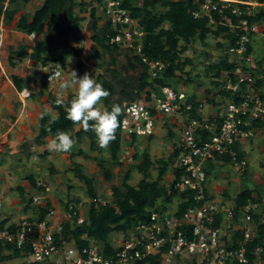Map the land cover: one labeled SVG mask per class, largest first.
I'll return each instance as SVG.
<instances>
[{"label": "built area", "instance_id": "1", "mask_svg": "<svg viewBox=\"0 0 264 264\" xmlns=\"http://www.w3.org/2000/svg\"><path fill=\"white\" fill-rule=\"evenodd\" d=\"M101 5L102 14L114 32L106 36V42L129 51L133 61L137 56L146 65L149 77V85L137 99L122 104L120 137L131 138L130 142L150 138L156 127L164 124L162 118H174L171 124L177 132V140L173 149L177 152L171 165V181L166 187L172 199L164 208H150L145 220L124 232L119 243L112 244L109 256L95 242L80 248L73 241L62 240L64 223L74 227L87 221L88 209L73 199H65L62 205H51L43 220L27 217L5 224L0 228V245L9 244L19 250L27 263L153 264L154 260L159 264H264V237L248 249V245L259 238V224L253 218L256 203L226 204L212 196L208 184L210 163L228 157L236 169L247 167V160L238 159L233 147L237 144L240 151L242 142L254 134L249 127L252 121L264 116V76L259 74L261 85L257 86L248 69L255 68L256 64L252 65L251 53L246 54L257 26L243 17L251 15L255 8L264 9V3L205 0L199 7L202 13H198L199 9L193 12L195 17L212 19V11H216L220 15L217 24L227 26L234 37L233 44L227 47L233 69L223 72L225 76L218 84L220 90L228 91L231 97L225 98L219 93L225 101L208 117H202V104L195 100L196 94L174 87L170 79L164 77L165 61L150 60L142 53L145 31L122 2L104 0ZM228 10L236 20L225 13ZM60 75V68L54 67L48 78L52 80ZM159 77L161 84L155 82ZM193 109L201 119L192 116ZM205 133L207 138H204ZM37 188L42 192L31 196L30 205L34 207L49 201L50 187L38 183ZM110 203V198L89 200V205L95 206ZM182 205L184 209L180 211ZM10 252L3 250L5 254Z\"/></svg>", "mask_w": 264, "mask_h": 264}, {"label": "trees", "instance_id": "2", "mask_svg": "<svg viewBox=\"0 0 264 264\" xmlns=\"http://www.w3.org/2000/svg\"><path fill=\"white\" fill-rule=\"evenodd\" d=\"M30 0H0V21L4 24H10L18 11L19 4H25ZM93 3L100 6L104 0H91ZM122 6L127 8L131 16L136 18L141 28L145 31V35L142 42V53L150 60L153 61H165L167 62V68L164 72V77L168 79L175 78L177 71H183L185 65L191 64L190 59L181 60L182 54L187 50V46L192 40L197 39L201 43L205 44V40L208 35L215 38L219 36L221 31H224V38H226L228 44L223 46L222 43L218 45L224 48V55H222L219 64L215 65L216 68L215 77H219L223 72H230L233 69V63L228 61L227 47L232 45L234 37L229 33V28L217 24L214 28L212 24H209V18L206 16L195 17L193 12L197 9L195 0H120ZM202 1V0H199ZM260 3H264V0H257ZM6 3V4H5ZM84 2L79 4L80 10H85L82 6ZM76 0H44L41 8L37 9L35 13L29 18L26 14L19 16L15 23V28L25 32L28 35L33 34L34 37L42 36L38 40V43L32 48L31 54H27L26 45L20 46V50L17 52L18 56H29L35 62H38L41 66H47L51 62L64 63L67 58L66 55L70 50L69 39L74 32L80 26V17L74 12L76 7ZM157 6L162 10L157 11ZM243 7V6H241ZM97 8L92 4L89 10V22L88 27L92 30L91 40L98 47L103 49L110 55L112 62H115L114 53L118 50L116 46H111L106 42V36L113 34L109 22H105L102 27H98L97 21ZM229 16H232L233 20H236L230 11H225ZM212 19L218 23L220 21V15L216 11H212ZM248 19L250 24L258 23L264 25V9H258V11L249 16H243ZM62 19V22H60ZM164 23L169 24L168 28L163 27ZM79 42L80 38H76ZM182 43V44H180ZM56 52L55 58L50 57L52 53ZM73 54L77 57L80 56L81 49L75 48ZM252 52V45H248L246 54ZM131 59V58H130ZM10 60V59H9ZM10 65H13L11 60ZM78 67H82V63L78 61ZM138 65L141 68L140 76L137 79L136 89L128 88L122 79H118V85H121L119 90V97L117 100L111 102V96L114 93L115 86L110 84L104 79L102 74H99L96 78L103 84V87L108 90L109 96L104 98L103 101L107 108H111L114 104L121 106L124 98L126 100H133L138 97V93L143 91L147 85H149V77L146 72V65L141 63L137 56L128 61V66L134 69ZM260 61H257V68H248L251 75L256 80L257 86L261 85L259 76ZM116 72V71H115ZM49 73H45L42 76L43 87H47ZM12 83L18 91L23 89L22 79L17 76H12ZM233 80H236L233 76ZM156 83L161 84L162 79L159 77L155 79ZM187 82V81H186ZM245 85H242L244 87ZM219 93L225 98H229L230 93L226 90H220ZM75 93H70L65 99V105L59 106L55 104L56 95L49 94L48 102L51 108L57 111L59 119L54 123L49 124L50 116H45L43 119L39 118L40 129L36 136V142H41L45 137L50 135L55 137L57 132L64 131L68 133L74 132L75 138L79 141L81 136L88 137L90 141V149L95 150L98 153L102 152L96 142L95 133L90 128L88 131L70 119L67 118V106L70 100L74 97ZM237 101V100H236ZM208 102L215 104L212 100ZM196 106V105H195ZM192 116L201 119V115L197 114L194 109ZM122 112L119 117L121 122ZM79 126V130L75 131V127ZM264 126V122L261 117L253 120L249 126L254 131ZM51 128V132L48 128ZM168 135L172 136L173 133L169 129ZM208 134L205 133L204 138H207ZM238 154V159L243 158L242 151H239L238 145L233 147ZM110 151L111 161L115 164L119 163V152L121 149V137L120 126L116 130V139L110 142L108 145ZM177 150L173 149L167 159H157L152 161L146 156L137 166V170L142 174V177L136 185L129 183L131 178L130 173H126L121 186H112L111 188V203L105 206H95L90 204L87 210V221L84 224L72 227L69 223H64V230L62 233V240L73 241L76 246L84 247L90 242L102 243L104 254L109 256L112 254V243L110 241V234L113 232H126L131 229L138 221L145 220L148 216L150 208L156 207L159 200H162L163 208L172 199V195L167 194V188L161 184V181L168 171V166L173 162L174 156ZM135 157V155H134ZM229 161L228 157H225ZM157 163L158 175L155 180H151V174L149 168L153 163ZM99 168L103 171L104 179H111V172L105 168V164L101 161L98 162ZM80 164H74V173L76 178L84 182L87 188V194L90 198L96 197L93 190V180L91 177L85 175L81 169ZM31 185L37 187L36 180L32 177H28ZM249 201L254 203H261V213L254 214V220L259 224V238L254 240L248 245V249L253 248L261 238L264 237V201L259 198H253L252 190L245 189L235 197V205L243 206ZM26 209L30 207L31 199L26 200ZM51 207V202L48 201L43 206H35L31 220H43L47 215ZM184 209V205L181 206L180 211ZM263 221L261 222V219ZM6 224V220L0 221V228ZM57 238V237H56ZM12 251L8 254L3 253V250ZM252 259L250 253L247 254ZM153 264H159L154 260ZM10 262L6 264H42V263H27L24 262L22 256L16 248H13L9 244L0 245V263Z\"/></svg>", "mask_w": 264, "mask_h": 264}, {"label": "rangeland", "instance_id": "3", "mask_svg": "<svg viewBox=\"0 0 264 264\" xmlns=\"http://www.w3.org/2000/svg\"><path fill=\"white\" fill-rule=\"evenodd\" d=\"M203 1L205 0H195L197 4L196 11L199 9V14L202 13V10L199 7L201 2ZM76 2L77 5L74 8V12L77 16L80 17V26L69 39V44L71 48L66 55L67 60L64 63H48V65L45 66V70L41 69L44 66H40L36 62L35 65H32L34 66L33 68L28 69L30 72L29 74H31L30 77L36 73L39 78L43 74L34 71L35 68H40L41 71L49 73L52 67L58 66L61 70V75L59 76V78H55L52 80L49 79L50 81L48 80L50 83L51 91L54 92V94L58 95V93H60L61 91V86L65 83L67 77L71 74V71H75L78 77L82 76L85 72H87L89 75H92L95 79L99 74H102L105 80L115 86L114 93L111 96V102L114 100L116 101L119 97L118 92L121 87V85H118L117 80L122 79L124 81V84H126L128 88H132L135 90L137 86V79L140 76L141 68L138 65H136L134 69L128 66V61L132 59L131 53L129 51L118 49L114 53L115 62H112L110 55L103 49L98 47L94 42H92L91 36L93 33L92 30L88 27L89 10L92 4L96 6L98 16L97 25L98 27H102L106 22L105 17L102 14L103 6H98V4L93 3L91 0H76ZM81 2H84L82 6L85 8V10H80L79 4ZM17 7L18 11L16 14H18L19 16L22 14H26L30 18L35 13V9L38 7V5L32 3L30 4L31 8L29 7V9L28 6L25 4H19V6ZM157 7V11L161 12L162 8L159 6ZM257 11L258 9L255 8L251 12L255 15ZM31 12L33 13L31 14ZM16 21L17 19L14 18V20L10 24H4L6 27V29L4 30V35H6L5 42L11 43L7 45L3 43L6 48L5 55L3 58H1V60L8 67L10 65L9 61L12 60V58L18 56L17 52L20 50V46L26 45L27 54L29 55L31 54L32 48L38 43V40L42 38V36H39L34 37L31 42L27 41L28 34L15 28ZM60 22H62V19H60ZM209 24H212L214 28L217 26V23L212 21L210 17ZM255 24L257 26V31L251 43V55L253 58L252 65L256 64L255 68H257V61L259 60V74L261 76H264V25L258 23ZM162 26L168 28L169 24L164 23ZM224 34L225 32L221 31L217 38L208 35L205 40V44L201 43L197 39L192 40L191 43L187 46V50L182 54L181 57V60L190 59L191 64L185 65L183 71H177L175 75L176 79L171 81L174 87H178L180 88V90L185 91L186 93L190 92L196 94L195 100L202 104V109L200 111L202 117H208L213 114L215 110L214 108L225 101V99L219 94L220 85L218 86L219 82H221L220 80H222V77L224 78L225 75L224 73H222V75H220L219 77L214 76L216 71V68L214 66L219 64L222 55H224V48L220 47L218 44L222 43L225 47L228 44L226 38H224ZM77 37L80 38L79 42L76 41ZM27 42H29V44L31 45H28ZM77 47L81 49L79 57L75 56L72 52ZM56 56V52L50 55V57L53 58H55ZM78 61L82 63V67H78ZM26 64L31 65L32 62L30 61L29 64L28 62ZM37 75H35V79L34 77H32L34 79L32 80V83L38 80ZM36 86L37 85H35L34 87ZM181 86L183 87L181 88ZM34 90L37 92V89ZM75 91L76 89L74 86L65 88L63 92L64 100L68 97L70 93H75ZM49 93H47V98ZM135 99H137V97ZM208 100H212L213 102H215V105L211 106V103L208 102ZM127 101L132 100H126V98H124L121 103V107L122 104ZM103 105L106 107L104 101ZM173 120L174 118H165L163 126L156 127L155 134L149 142L148 138L146 140L147 142L144 143L142 141L137 142V140L133 142H128L127 140L126 142L128 143L126 144V146H123L125 140L121 138V147L123 146L124 148L123 150L120 149L119 163L117 164L111 161L110 151L108 147L102 148V152L98 153L97 151L90 149V141L88 137L81 136L80 140L78 141L74 136L75 133L72 132V138L80 142L79 148L80 150H84L83 161H80L82 163L84 162V165H80V169L85 175L92 178L93 190L95 192L96 197L111 199L112 186H121L123 178L128 172L131 176L129 183L132 185H136L138 183V181L142 177V174L137 170V166L143 160L144 157L141 148H146V150L147 148L151 149L149 152H144L148 153L152 161H156L160 158L167 159L169 154L172 152L173 146L177 140V132L173 131V136L168 135V129L171 124V121ZM170 129L174 130L173 126L170 127ZM257 132L258 130L255 131V133L248 140H246V142L243 143V150L247 159L246 169L249 170L250 173L242 175V171H235L234 168L229 164L214 166L210 170L209 179L211 183L213 185L223 186L226 188L229 198L225 200L228 203H231L233 201V198L237 194V191L241 189H252L254 198H259L260 196L262 198V201H264V169L262 172V169L260 167V163H264V128L261 132ZM258 144L259 150L257 149ZM35 155L37 156V158L33 157V159L35 158L34 163L36 164L34 166L36 167V169H33L31 165H27L20 173L22 178H27L28 174H34L38 179H41L45 182H49L48 177L54 175L56 182L59 183L58 186L54 187H56L55 190L57 191L59 198H63L61 202H63L66 198L78 200V202H81L82 207L84 209H88L90 197L87 194V188L84 182H82L75 176L74 164L76 162L71 161V156L66 157L70 164L61 166V163L55 164L54 161L46 162V156H43L36 152ZM39 155L42 158H40ZM28 157L29 155L25 152L23 154V158L26 160ZM30 158H28L27 163L30 162ZM99 161L103 162L105 164V168L111 172L110 180L107 181L104 179L103 171L98 166ZM171 165L172 163L169 164L168 171L165 173L161 181V184L165 187H167V185L171 181ZM255 169L257 172L256 174L254 173V175L255 177H257V179H255L258 180V184H255V182L251 181L250 178ZM149 171L151 174V180H155L158 175L157 163L154 162L153 165L149 168ZM238 178H240L241 180L240 184L237 182ZM50 187L54 190L52 186ZM214 195L215 197L222 199L221 195ZM162 203V200H159L156 207L163 208ZM62 204L63 203H60L59 205ZM259 205L260 206H258V208L256 207L255 209L257 213L259 211V208L261 207V203H259ZM123 233L124 232L119 231L111 233V243L114 245L119 243L121 238H123ZM96 244L99 247L103 246V244L99 242ZM6 263L10 262H4L0 264Z\"/></svg>", "mask_w": 264, "mask_h": 264}, {"label": "crops", "instance_id": "4", "mask_svg": "<svg viewBox=\"0 0 264 264\" xmlns=\"http://www.w3.org/2000/svg\"><path fill=\"white\" fill-rule=\"evenodd\" d=\"M32 3H35L38 5V7L35 9L37 10L42 7L44 0H30L29 2L25 3V5H27L29 9L30 4ZM32 13L33 12H31V14ZM15 18L18 19L19 15L15 14ZM5 29L6 27L4 23L0 21V37H1L0 38V221L6 220V224H12V223H17L21 219L33 216L34 206L30 205V207L26 209L25 208L27 205L26 200L27 199L30 200L31 196L42 192L41 188L39 189L31 185L28 179L29 176H32L36 180V185L38 183H44L48 185L49 187L52 186L54 188L53 190L50 187L51 192H49V201L51 202L52 206L63 203L61 202L63 198L62 199L59 198L57 191L55 190L56 187H54V186H58L59 184L56 182L54 175L48 177L49 182L47 181L45 182L41 179H38L34 174L33 175L28 174L27 178L26 177L22 178V176L20 175V173L23 171V169L27 165L28 166L31 165L33 169H36V167L34 166L36 164L34 163V159L37 158V156L35 155V152L43 156H46V162L54 161L55 164L61 163L60 165L64 166V165L70 164V162L66 159V157H69V156H71V159H72L71 161H75L76 164L84 165V162L83 163L80 162V161H83V158H84L83 151L84 150L83 149L80 150L79 148L80 142L76 141L74 138H73L74 140L73 148L68 153H57V152L49 151L48 144L50 140L53 138L50 135L45 137L41 142H36L35 138L38 135L39 129H40V124H39L40 113L43 111H47L51 115L57 114V111L51 108L47 100V93L50 92L51 94H54V92L51 91L49 78H48L49 81L47 80V87L46 88L43 87L42 76L46 72L41 71L40 68L39 69L35 68L34 71H37L38 73H43L41 77L38 78V75L35 72H32L35 74H33L30 77L31 74H29L30 72L28 69L33 68L34 66L32 65H35L36 62L34 60H31L29 56H24V57L16 56L12 58L11 62L13 63V65H9V67L4 64L1 58H3L5 55V48H6L5 45L11 43V42H5V39H6V35H4ZM27 37H28L27 41L29 42H31V40L34 38L33 34L27 35ZM29 42H27L28 45H31L29 44ZM3 43H5V45ZM30 61L32 62V64L27 65L26 63L28 62L29 64ZM41 69L45 70L46 67L44 66ZM35 75H37L38 80L34 81L33 82L34 84H33L32 80L35 79ZM12 76H17L18 78L22 79L23 89L21 91H18L15 88L14 84L12 83V80H11ZM32 77H34V79ZM172 80L173 79H170V81ZM35 85L37 86L34 87ZM34 89H37V92ZM261 119L264 122V116H262ZM164 121H165V117L162 118V122ZM161 126L163 125L160 124L158 127H161ZM170 127H172L171 124L169 126V129ZM263 128L264 126L257 129L258 130L257 133L261 132ZM78 129H79V126H76L75 131H78ZM171 131L173 133V131L175 130H171ZM152 137L153 136L148 138V142L151 140ZM123 138L125 140L123 146H126V144L132 140L131 138L126 137V136H123ZM127 140L128 142H126ZM146 140L147 138H140V139H137V142L142 141L144 143V142H147ZM244 142H242V144L240 145V148H241L240 151H242L243 153V158L246 159V155L243 150ZM123 146L121 147V150H123L124 148ZM257 149L259 150V144H258ZM141 150L143 151L142 154L144 156L143 157L144 159L146 156H148V153L144 151L149 152L151 149L147 148L146 150V148L144 149L141 148ZM25 152L29 155L28 158L32 156L31 157L32 159L30 158L29 163H27L28 158L26 160L23 158V154ZM33 157L35 158L33 159ZM39 157L42 158L40 155ZM225 164L231 165L230 162L227 161L225 158L222 159L221 161L210 163L208 165L209 166V171H208L209 190H210V193H212L213 197H215L214 194H219L222 196L221 200L225 201L226 204L235 205V197L245 189L238 190L237 194L233 198V201L231 203H228L225 200L229 198L226 188L223 186L213 185L209 179L211 168H213L214 166L225 165ZM260 167L263 172L264 163L263 164L260 163ZM233 168L235 171H242L241 173L242 175L246 173H250L249 170H247L246 168H245L246 170L244 169L245 171L236 169L235 167ZM256 172L257 171L255 169V171H253V174H252L253 177L251 176L250 178H251V181L255 182V184H258V180H256L257 177H255L254 175V173L256 174ZM17 175H18V178H17ZM240 181H241L240 178H238L237 182L239 184H240ZM252 196H253V190H252ZM23 199L24 200L26 199L25 202ZM256 206L258 208V206H260L259 203H256ZM256 213L257 211H255V214ZM259 213H261V207L259 208V211L257 214ZM262 221H263V218L261 219V222Z\"/></svg>", "mask_w": 264, "mask_h": 264}, {"label": "clouds", "instance_id": "5", "mask_svg": "<svg viewBox=\"0 0 264 264\" xmlns=\"http://www.w3.org/2000/svg\"><path fill=\"white\" fill-rule=\"evenodd\" d=\"M75 87V95L67 106V118L78 123L83 130L88 131L91 124V130L95 133L96 142L100 148H106L116 139V130L120 126L119 117L122 109L119 104H114L111 108L103 105V99L109 96L107 89L103 84L85 72L82 76H77L75 71L67 77L65 83L61 86L55 104L65 105L64 89ZM50 116L49 124L59 119L58 114L51 115L47 111L40 113V118ZM51 132V128H48ZM74 140L70 133L60 131L52 138L48 144V150L57 153H68L72 150ZM112 200V199H111Z\"/></svg>", "mask_w": 264, "mask_h": 264}]
</instances>
